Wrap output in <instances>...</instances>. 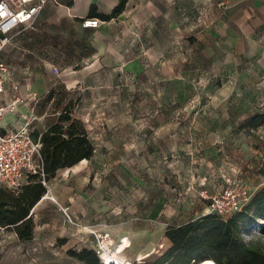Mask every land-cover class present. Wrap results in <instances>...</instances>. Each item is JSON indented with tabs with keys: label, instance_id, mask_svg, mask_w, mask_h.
I'll list each match as a JSON object with an SVG mask.
<instances>
[{
	"label": "rangeland",
	"instance_id": "obj_1",
	"mask_svg": "<svg viewBox=\"0 0 264 264\" xmlns=\"http://www.w3.org/2000/svg\"><path fill=\"white\" fill-rule=\"evenodd\" d=\"M226 6L218 7L220 41L212 44L205 37V45L214 48L205 50L196 33L203 28L211 34L214 24L192 20L185 42L151 44L154 51L145 55L144 71L126 80L135 86L72 88L74 98H83L76 118L88 109L93 121L94 156L58 170L45 186L30 183L20 195L0 185V202L32 196L42 186L37 212L52 225L59 218L56 199L84 215L85 226L120 233L117 251L129 246L122 259L153 264L172 246L165 236L168 227L214 216L204 196L221 191L229 180H242L256 193L264 185V125L249 131L240 124L264 112V13L253 6L247 13ZM204 9L195 8L197 20L213 17ZM50 112L33 129L55 126L50 122L59 115ZM263 222L244 229L242 238L264 250ZM62 228L56 242L71 239L62 251L57 249V264H85L65 248L93 250V245L86 247ZM46 253L54 260L52 251ZM139 253L151 254L140 261Z\"/></svg>",
	"mask_w": 264,
	"mask_h": 264
},
{
	"label": "crops",
	"instance_id": "obj_2",
	"mask_svg": "<svg viewBox=\"0 0 264 264\" xmlns=\"http://www.w3.org/2000/svg\"><path fill=\"white\" fill-rule=\"evenodd\" d=\"M120 3L121 0L49 1L32 26H20L14 32L11 42L0 51V60L9 66L5 77L6 91L0 94V101L8 104L18 99V102L16 110L7 112L0 121V130H14L26 123L34 128L36 120L42 124L45 113H36L37 104L52 86H67L69 90L77 86H85L86 90L91 86H135L126 80L130 76H138L137 71H144L145 55L154 51L151 44L171 43L173 46L176 42H185L191 36L194 23L214 24L211 34L203 28L196 31L205 50L214 48L205 45V37H210L212 44L222 38L223 33L217 28L222 23L219 15L221 8L218 7L223 3H227L226 7L232 10L247 13L253 6L254 10L264 13V0H127L116 17L104 20L93 16L102 21L99 28L83 27L82 21L92 17V8L101 14H111ZM198 6L210 10L213 17L197 20L194 10ZM225 33H230V28ZM158 60L159 57L155 61ZM88 112L87 109L80 119L94 141ZM54 203L59 211L54 225L44 213L37 212L41 201L30 211L29 215L33 216L35 223L32 240L20 241L14 225L0 223V264H33V260L57 264V249L62 251V246L68 244L56 242L62 237L64 226L86 247L93 245L94 248L92 236L81 234L76 227L64 224L60 206L66 204L56 199ZM74 212L82 224L88 223L84 215L75 209ZM50 231L54 234L52 240ZM112 235L115 242L121 238L120 233ZM66 239L69 242L71 237ZM71 247L68 246L65 251ZM48 251L54 253V260H49L52 255L48 259Z\"/></svg>",
	"mask_w": 264,
	"mask_h": 264
},
{
	"label": "trees",
	"instance_id": "obj_3",
	"mask_svg": "<svg viewBox=\"0 0 264 264\" xmlns=\"http://www.w3.org/2000/svg\"><path fill=\"white\" fill-rule=\"evenodd\" d=\"M126 1L121 0L111 14H101L92 8L90 16L109 20L122 12ZM73 95L74 91L69 90L67 86H52L37 104L38 115L44 114L48 108L52 109L50 115L55 117L59 115L50 122H56L55 126L45 131L33 129L32 132L33 138L35 140L40 138L42 142L44 176L41 174L30 176L28 184L20 192L10 190L14 194H23L30 183L45 186L43 181L48 182L58 170L72 167L94 156L95 143L88 136L84 123L75 116L82 95L76 98ZM262 125L264 112L259 111L246 118L240 124V129L251 131ZM260 173L264 175V163ZM39 187L32 196L25 194L13 202H0V223L14 225L20 241L34 238L35 223L29 213L44 193V188ZM260 220L264 221V185L252 194L242 211L229 218H221L214 214L168 227L165 236L171 241L172 246L153 264H264V250L242 238V231L250 225L259 223ZM261 226L264 231V222ZM66 242V238L61 239V244ZM68 254L85 264H102L95 250L69 249Z\"/></svg>",
	"mask_w": 264,
	"mask_h": 264
},
{
	"label": "built area",
	"instance_id": "obj_4",
	"mask_svg": "<svg viewBox=\"0 0 264 264\" xmlns=\"http://www.w3.org/2000/svg\"><path fill=\"white\" fill-rule=\"evenodd\" d=\"M49 1L57 2V0H0V51L11 42L14 32L20 26L34 24L37 15ZM82 25L85 28H99L102 21L97 17H88L82 21ZM8 72L9 66L0 60V94L6 91L5 77ZM17 102L18 99L8 104L0 101V121L7 112L16 110ZM32 132L33 127L30 123L14 130H0V184L16 193L28 184L30 176L35 174L44 176L42 142L40 138L35 140ZM43 183L46 185L45 181ZM252 194L246 182L229 180L221 191L204 197L209 200L210 213L221 218H229L243 210ZM60 211L64 224L74 226L93 237L95 241L93 250L102 264H133L118 256L129 247L122 252L117 251L116 243L121 238L115 242L110 231L85 226L70 205H61Z\"/></svg>",
	"mask_w": 264,
	"mask_h": 264
},
{
	"label": "bare ground",
	"instance_id": "obj_5",
	"mask_svg": "<svg viewBox=\"0 0 264 264\" xmlns=\"http://www.w3.org/2000/svg\"><path fill=\"white\" fill-rule=\"evenodd\" d=\"M150 254H151V253H150ZM150 254H149V253H148V254H142V253H140L138 257H139L140 260H142L143 258L147 257V256L150 255ZM118 256H120V255H118ZM120 257H121V256H120ZM123 259H124V260H128V259L125 258V257H124ZM128 261L131 262L130 260H128Z\"/></svg>",
	"mask_w": 264,
	"mask_h": 264
}]
</instances>
